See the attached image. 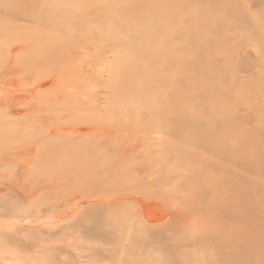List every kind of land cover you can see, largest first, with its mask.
Masks as SVG:
<instances>
[{
    "label": "rangeland",
    "instance_id": "374dc122",
    "mask_svg": "<svg viewBox=\"0 0 264 264\" xmlns=\"http://www.w3.org/2000/svg\"><path fill=\"white\" fill-rule=\"evenodd\" d=\"M0 264H264V0H0Z\"/></svg>",
    "mask_w": 264,
    "mask_h": 264
},
{
    "label": "bare ground",
    "instance_id": "6f19581e",
    "mask_svg": "<svg viewBox=\"0 0 264 264\" xmlns=\"http://www.w3.org/2000/svg\"><path fill=\"white\" fill-rule=\"evenodd\" d=\"M96 15V14H95ZM178 208V207H177ZM155 211V210H154ZM151 214V213H150ZM158 215V214H157ZM163 217V216H162ZM165 217V216H164ZM151 218V217H150ZM155 220H157V219H155ZM154 221V220H153ZM161 221V220H160ZM151 222V221H150ZM155 222V221H154ZM157 224V223H156Z\"/></svg>",
    "mask_w": 264,
    "mask_h": 264
}]
</instances>
